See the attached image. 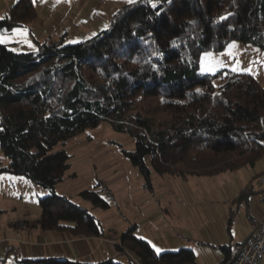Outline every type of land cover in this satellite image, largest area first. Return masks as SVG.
Returning a JSON list of instances; mask_svg holds the SVG:
<instances>
[{
  "label": "trees",
  "instance_id": "trees-1",
  "mask_svg": "<svg viewBox=\"0 0 264 264\" xmlns=\"http://www.w3.org/2000/svg\"><path fill=\"white\" fill-rule=\"evenodd\" d=\"M36 14L33 0H16L0 32L27 27ZM231 41L264 51V0H134L112 14L107 29L78 43L61 35L30 52L0 43V150L8 161L0 171L47 191L39 216L13 227L102 236L97 217L56 193L70 165L55 150L102 121L134 140L126 156L147 186L146 158L156 173L182 178L254 166L264 154V88L244 72H198L203 53ZM80 195L93 208H109L95 190ZM136 227L121 233L117 251L140 264H196L190 249L156 253ZM221 251L219 264H228L230 246ZM15 264L88 263L47 257Z\"/></svg>",
  "mask_w": 264,
  "mask_h": 264
},
{
  "label": "rangeland",
  "instance_id": "rangeland-1",
  "mask_svg": "<svg viewBox=\"0 0 264 264\" xmlns=\"http://www.w3.org/2000/svg\"><path fill=\"white\" fill-rule=\"evenodd\" d=\"M106 25L95 34L109 27L108 20ZM0 36L6 40L2 44L15 52L36 49L23 28H15L11 33L0 32ZM92 36L76 40L72 34L66 41L74 44ZM233 69L251 74L264 88V51L249 43L231 41L220 51L203 53L198 72L214 74ZM61 149L68 154L70 166L64 180L56 186V193L97 217L104 234L112 236L115 242L121 233L136 225L134 234L150 242L156 253L190 249L195 253L196 263L213 264L221 254L216 243L236 245L252 225L251 219L259 220L263 209L260 203L263 193L259 189L264 186L257 182L256 175L264 172V154L251 167L187 178L158 174L146 158L151 171L147 186L138 168L126 156V152L133 151L134 140L126 133L114 131L107 121L85 129L55 148ZM7 164L0 150V168ZM13 176L0 171V210H3L0 220L14 223L19 219H36L40 214L39 200L47 191L25 177ZM15 178L21 183H16ZM85 190L99 192L109 208H93L80 195ZM243 193L249 201L246 196L239 197ZM14 231L21 236L20 229ZM132 255L117 251L113 262L130 264Z\"/></svg>",
  "mask_w": 264,
  "mask_h": 264
},
{
  "label": "crops",
  "instance_id": "crops-1",
  "mask_svg": "<svg viewBox=\"0 0 264 264\" xmlns=\"http://www.w3.org/2000/svg\"><path fill=\"white\" fill-rule=\"evenodd\" d=\"M15 1L0 0V18L4 16ZM70 2L71 0H37L35 2L36 19L27 27H19L23 28L26 34L32 38L35 48L39 42L57 38L61 35H65L67 39L69 35L73 34L76 40H83L88 36H92L97 30L107 27V20L109 24L110 18L116 10L129 3L128 0H79L78 4L72 6ZM79 28L82 31L79 32ZM263 173L259 172L256 178ZM15 182L21 183V180L15 178ZM259 191L262 194L264 187ZM241 196L246 195L243 193ZM246 200L249 201V197L246 196ZM261 201L262 199L260 203ZM261 205L263 206L262 203ZM263 210L264 206L259 220L251 219L252 225L249 226L245 235L236 245L221 246L219 242L216 243L221 254L217 263L213 264H219L223 260L222 247L230 246L231 254H234L237 247L251 236L261 220ZM0 211V213L3 212V210ZM247 213L249 214L248 206ZM14 223L0 220V238L5 237L7 239L0 244L1 264H15L17 260L21 259L36 260L47 257H63L71 261L101 264L106 260H113L116 256L115 245L118 241L115 242L112 236H106L104 232L100 237H73L66 232L23 228L20 229V238L14 244L10 240L15 229L13 227Z\"/></svg>",
  "mask_w": 264,
  "mask_h": 264
},
{
  "label": "built area",
  "instance_id": "built-area-1",
  "mask_svg": "<svg viewBox=\"0 0 264 264\" xmlns=\"http://www.w3.org/2000/svg\"><path fill=\"white\" fill-rule=\"evenodd\" d=\"M79 3V0H71L72 6ZM257 182L264 186V173L257 177ZM261 203L264 206V192ZM20 238V233L14 231L10 240L16 244ZM7 239L0 238V244ZM130 264H139V261L132 255ZM1 261V259H0ZM1 264V262H0ZM228 264H264V210L260 222L257 224L254 232L245 242L238 246Z\"/></svg>",
  "mask_w": 264,
  "mask_h": 264
},
{
  "label": "snow or ice",
  "instance_id": "snow-or-ice-1",
  "mask_svg": "<svg viewBox=\"0 0 264 264\" xmlns=\"http://www.w3.org/2000/svg\"><path fill=\"white\" fill-rule=\"evenodd\" d=\"M33 2L35 3V0H33ZM128 2H129V3H132L133 0H128ZM152 7L155 8V7H156V4L153 3V4H152ZM220 19H226V17H221ZM4 42H6L5 38L2 37V36H0V43H4ZM29 46H31V45H29ZM202 70H203V71H207V69H202ZM233 70L235 71L236 69H233ZM156 251L159 252L160 249H156Z\"/></svg>",
  "mask_w": 264,
  "mask_h": 264
}]
</instances>
